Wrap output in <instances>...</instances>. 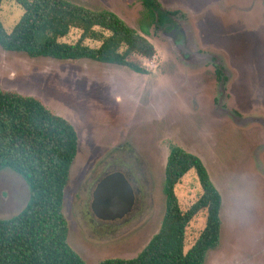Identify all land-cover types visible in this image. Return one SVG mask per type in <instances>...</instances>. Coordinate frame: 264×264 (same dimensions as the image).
<instances>
[{
	"label": "rangeland",
	"instance_id": "rangeland-1",
	"mask_svg": "<svg viewBox=\"0 0 264 264\" xmlns=\"http://www.w3.org/2000/svg\"><path fill=\"white\" fill-rule=\"evenodd\" d=\"M66 1L110 11L144 35L142 0ZM159 2L185 17L192 48L223 57L230 72L224 107L242 118L227 114L221 101L217 104L225 93L216 69L177 60L161 32L146 36L157 50L156 58L141 61L148 74L91 60L33 59L0 47V89L39 98L78 132L64 214L69 244L86 264L136 258L159 232L172 145L203 161L223 199L220 246L205 264H264V122L256 120H264V0ZM22 15L14 0L3 3L0 19L7 33ZM79 36L73 31L65 41L73 43ZM116 171L136 181V204L125 218L103 221L92 210L93 194ZM175 192L183 211L198 200L195 171ZM29 197L19 174L0 172V219L21 213ZM205 224L206 213L189 226L186 251Z\"/></svg>",
	"mask_w": 264,
	"mask_h": 264
},
{
	"label": "trees",
	"instance_id": "trees-1",
	"mask_svg": "<svg viewBox=\"0 0 264 264\" xmlns=\"http://www.w3.org/2000/svg\"><path fill=\"white\" fill-rule=\"evenodd\" d=\"M6 0H0V10ZM23 15L7 33L0 19V47L30 58L57 61L91 60L148 74L142 60L157 57L147 39L153 27L177 13L158 0H142L145 8L138 33L116 14L94 11L66 0H14ZM73 31L79 38L69 43ZM88 43L97 44L92 47ZM79 150L74 125L37 97L0 89V172L11 169L26 182L30 197L21 213L0 219V264H86L69 244L64 214L66 189ZM195 171L198 200L183 211L176 187ZM165 214L159 232L133 259H107L98 264H205L221 241L223 199L203 161L177 146L170 147L162 188ZM206 213L204 230L189 251V226Z\"/></svg>",
	"mask_w": 264,
	"mask_h": 264
},
{
	"label": "flooded vegetation",
	"instance_id": "flooded-vegetation-1",
	"mask_svg": "<svg viewBox=\"0 0 264 264\" xmlns=\"http://www.w3.org/2000/svg\"><path fill=\"white\" fill-rule=\"evenodd\" d=\"M143 8H144V6H143ZM162 8L164 10H167L163 6H162ZM167 11H170V10H167ZM170 12H172V11H170ZM144 13H145V8H144ZM175 13H177V12H175ZM184 18L185 17L182 14L177 13L176 16L171 18V21L169 23H166L164 25H160L159 27H156V28L153 27L150 30V35H152L153 32H155V33L161 32L162 37L164 39H166L168 44H170L174 48L175 55L178 57L177 60L181 61L182 63L188 64V66H191V67L192 66H198V65L206 66L207 64H211L216 69L217 76L220 79L219 80V83H220L219 88L223 94L225 93L224 97L223 96L217 97V100H216L217 104L219 101H221L222 107L227 114H229L231 117H234V118L237 117V119L242 118V116H239L235 113H234L235 114L234 115L233 112L229 111L227 108L224 107V101L226 98L225 87H226V83L228 82V80L230 78V72L224 64L223 57H220L214 53L199 51V49H197V47H195V46L192 48V43L189 41L190 35L192 32H191L189 25H187L186 23L183 22L185 20ZM246 118H249V119H247V121L251 120L250 116L246 117ZM256 120H258L257 122H262V123L264 122V120H262L261 118H258ZM116 172L122 173L125 176V178L127 179V181L132 185L133 190H134V194H135V203H134V206H135L136 200H137V195H138L136 189L134 188V186H136V181L134 179H131L130 176H128L127 174H124L121 171H116ZM113 173H115V172H113ZM110 174H112V173H110ZM110 174H107L103 179H105ZM93 200H94V194H93Z\"/></svg>",
	"mask_w": 264,
	"mask_h": 264
},
{
	"label": "water",
	"instance_id": "water-1",
	"mask_svg": "<svg viewBox=\"0 0 264 264\" xmlns=\"http://www.w3.org/2000/svg\"><path fill=\"white\" fill-rule=\"evenodd\" d=\"M135 203L132 185L122 173L115 172L103 179L94 192L92 209L103 221L123 219Z\"/></svg>",
	"mask_w": 264,
	"mask_h": 264
}]
</instances>
